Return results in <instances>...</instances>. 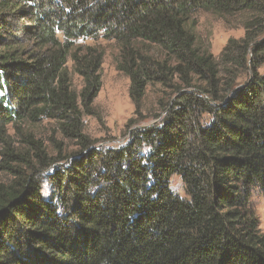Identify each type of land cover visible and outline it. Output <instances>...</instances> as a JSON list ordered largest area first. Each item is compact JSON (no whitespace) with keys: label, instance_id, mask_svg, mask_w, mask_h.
I'll return each mask as SVG.
<instances>
[{"label":"trees","instance_id":"trees-1","mask_svg":"<svg viewBox=\"0 0 264 264\" xmlns=\"http://www.w3.org/2000/svg\"><path fill=\"white\" fill-rule=\"evenodd\" d=\"M198 13L248 15L244 36L215 60ZM88 40L118 47L136 112L148 86L172 91L121 146L83 132L104 57ZM263 69L264 0H0V264H264ZM44 121L51 152L23 130Z\"/></svg>","mask_w":264,"mask_h":264},{"label":"rangeland","instance_id":"rangeland-1","mask_svg":"<svg viewBox=\"0 0 264 264\" xmlns=\"http://www.w3.org/2000/svg\"><path fill=\"white\" fill-rule=\"evenodd\" d=\"M248 15L239 14L235 17L224 18L210 13H198L193 17L195 23V35L197 44L202 49H208L215 60H218L222 49L229 40H240L244 36L243 22ZM77 47L92 46L103 52V61L100 70L101 88L88 114L82 118L83 132L95 143V147H114L123 145L131 134L137 130L148 128L158 124L164 113V106L172 103V91L169 87H162L159 84H152L147 87L145 96L136 112L135 107L129 99V79L116 69V58L118 47L112 42L79 41ZM82 47V48H83ZM147 47L145 51L151 54L154 60L163 59L164 56L156 47ZM67 68L73 89L77 92L82 87L81 79L71 71V62ZM264 72V69L261 70ZM136 112V113H135ZM55 124L52 122H41L36 125H25L23 130L32 134L36 139L45 142L47 149L51 152L49 139L61 138L56 134ZM8 135L13 131L8 129ZM15 140V138H13ZM1 150V145H0ZM69 144L68 151L73 152ZM7 176L0 174V182H5ZM172 189L184 195L181 183L178 178L171 180ZM252 204L255 215L259 220V230L264 234V198L255 194L252 196Z\"/></svg>","mask_w":264,"mask_h":264}]
</instances>
